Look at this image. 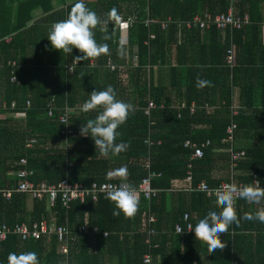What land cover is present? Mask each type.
I'll return each mask as SVG.
<instances>
[{
  "label": "trees",
  "instance_id": "trees-1",
  "mask_svg": "<svg viewBox=\"0 0 264 264\" xmlns=\"http://www.w3.org/2000/svg\"><path fill=\"white\" fill-rule=\"evenodd\" d=\"M101 1H104L102 5L106 4V7L110 9L116 8L117 15L120 13V0ZM128 1L134 5L133 9L130 8L129 14L134 15L136 21L129 28L127 50L132 57L134 48L138 49V64L128 68L130 71L128 85H123L120 81L121 68L115 69L116 71L96 68L105 73V82L96 85L90 82L89 73L92 69L89 66L92 59L98 66L104 67L109 57L117 61L123 56L121 51L124 47L120 44L119 32H115L113 26V21L116 19H110L108 15L102 17L108 23L107 30L103 32L100 25L93 30L96 42L107 45V53L79 60V65L72 75H69L66 65L81 53L74 48L70 54L65 55L59 50L53 48L48 50L47 48L46 51L53 59L52 63L48 64L55 68L54 74L50 73L49 69H45L46 75L42 79L27 80L26 75L29 73H26L27 71L23 68L17 72V67L15 73L21 81L19 84L12 82L14 69L8 65V62H20L19 58L24 57L27 50L16 48L14 39L10 42L5 40V37L10 35L14 29L5 28L9 19L0 14V86L2 88L0 97L6 101L7 106H11L14 102L16 109H27L28 122L39 126L37 127L39 134L31 135L37 138L36 143L26 148V141L23 138L21 142L14 144L15 151L4 154L13 143L7 138L10 133H8L9 129L0 125V178L2 172L8 169L16 170L20 159L26 158V168L35 172L33 180L36 183L45 181L47 184H53L66 176L69 177L70 182L81 180L80 182H85L86 185L94 181H109L104 174H99L106 173L110 169L109 160H96L97 152L75 151L66 147L57 148L51 152L52 150L42 146L41 135L46 133L47 138L50 137L54 143H57L58 137L62 136L65 128V124L60 121L65 108L67 106L76 107L79 103H83L93 89L98 91L107 85H112L116 97L131 103L132 106H145L149 99L154 100L156 104L150 116H146L142 110L132 111L117 131L124 135L129 146V150L124 154L137 158L127 166L128 181L136 187L142 178L148 175L149 171L145 168L143 160L149 154L150 170L157 173L152 177L151 183L160 192L158 196L149 201L141 198L135 214L131 217H125L122 213L114 216L112 214L114 205L103 197L96 202L92 201L91 197H87L85 202H73L68 208L58 200L51 206V212L55 216V225H68L73 233H77L78 228L84 225L89 228L97 226L101 232H107V236L98 235L94 243L92 236L81 234L75 241L69 243L68 253L64 255L60 251V244L55 235L50 238L44 236L40 239L21 240L18 235L11 234L6 240L0 241V264H7L9 252L23 251H35L39 264H107L108 255L112 253H116L120 264H144L143 256L148 252L154 256L160 254L163 259H170L169 264H175L177 260H181V264H187L184 263V257L181 256L180 251L168 252L167 243L172 238L171 235L169 236V231L171 233L175 229V223L183 217L185 210L201 217L208 209L217 207L215 199L207 198L201 192H192L188 195L187 203L180 202L181 205L177 210L167 211V192L175 186V180L186 177L192 153L191 149L184 147L187 139L196 143L208 139L212 142L205 149L204 156L193 161V185L196 186L204 180L214 186L222 181L211 180L208 176L209 168L214 165L216 150L227 146L226 143L225 145L222 143V140L227 136L226 130L232 119L229 109L233 92L231 75L234 77V85L241 83L239 79L242 80L243 73L251 71V57L255 56L258 51L264 52L260 25L262 21L261 0L235 2L239 14L249 13L250 16L251 23L242 29L232 32L226 30L222 31L223 33L215 27L204 31L183 29L184 38L178 44L179 62L169 68L172 79L169 86L177 87L184 94L186 105L181 109L172 107V100L166 95V90L170 87L164 85L161 80H154L156 69L170 62L169 47L177 42L179 32L176 23H171L163 29L161 20L168 17L173 20H189L202 11L213 14L227 12L230 0ZM148 4L150 16H148ZM148 18L151 19L150 23L145 21ZM151 34L153 37H150ZM105 36L108 39L105 40ZM232 43L235 46L236 67L231 71L229 64L226 63V55ZM60 55L65 56L64 62L58 61ZM260 72L264 70L253 73L259 76ZM197 77L209 81L210 84L197 87ZM258 81L251 76L247 84L242 83L238 86L242 109L235 118L237 123L235 137L243 135L246 129H251L254 133L252 137L256 138V141L244 149L247 159L239 166L246 172H258L260 177H264V126H261L262 121L259 118V115L264 113V100L262 110H258L259 106L252 101L253 93L259 85ZM213 91L218 93L219 102L226 101V107H216L213 110L197 108L194 112L190 111L192 102L202 106L206 103L213 105L211 97ZM28 99L31 104L29 108H25ZM161 103H165L163 107ZM50 108L53 109L51 116L48 115ZM95 115V110L88 113L81 112L82 119L78 120L76 116H71L69 121L76 133H79L82 121L84 124L87 119ZM2 131L8 134L3 137ZM149 135L154 141L150 147L145 143ZM68 161H73L74 164L67 166ZM11 165L14 166L11 167ZM251 173L243 174L239 179L246 184H251ZM79 174H84L85 177L80 178ZM2 189L0 185V224L5 223L12 226L15 223L26 221L27 218L23 213L28 195L13 192L7 197ZM46 207L47 203L44 200H35L33 217L29 224L44 218L51 221V216H47ZM258 207H264V200L251 206L245 203L244 208L237 211V216L239 217L244 212L254 211ZM149 213L156 215L157 222L156 225L151 224L156 234L152 238V244L148 246L145 240L150 226L147 223ZM140 229L142 230L138 231ZM183 237L188 247L187 251L193 249L194 255L190 256L191 263L197 261V263L205 264V261L204 263L201 261L207 249L204 247L205 243L197 241L194 233L185 234ZM181 238L182 235L178 234L172 238V242L180 244ZM220 238L225 242V246L214 253H208L209 263L264 264V224L256 220H241L239 224L230 225L227 234L223 236L220 234ZM93 243L96 251L93 250ZM191 246L194 247L191 248ZM176 256H181V259Z\"/></svg>",
  "mask_w": 264,
  "mask_h": 264
},
{
  "label": "crops",
  "instance_id": "crops-1",
  "mask_svg": "<svg viewBox=\"0 0 264 264\" xmlns=\"http://www.w3.org/2000/svg\"><path fill=\"white\" fill-rule=\"evenodd\" d=\"M73 2H74V0H0V14L4 18L9 19V22L6 24L5 28L6 29H11V28L14 29V31L10 35H7L5 37V40L7 42H10L12 39H14L15 40L14 43L16 45V48H18V49H24L25 48L27 50L24 57L19 58L20 62H18V63L16 62L18 64L17 72H18V70L21 71V69L23 68L24 70L27 71L26 73H29L26 75L27 80H35L37 78L42 79L46 75L45 69H49V72L52 74L55 73V68H53L52 65L49 66V64H48V63H52L51 60H53V59L49 55V52L46 51L47 48H48V50H50V48H51L50 43H49L46 35L48 33L50 25L53 22L66 18L68 12L70 11L69 6ZM103 2L104 1H101V0H85L86 6L89 9L93 10L97 14V16L100 20V23L98 25H100L102 31L104 32L107 30L108 23L106 20L102 19V17L108 14L110 8L106 7L105 3H104L105 5H102ZM119 2L121 5V11L118 14V17H119V15L122 14V15H124L125 18L131 17L136 21L135 16L129 14L130 8L133 9L134 5L131 4V2L128 0H120ZM114 9H116V8H114ZM236 11L239 13L237 8H236ZM260 13L262 15V21L260 22V25L262 27V32H261V34H262L261 38L262 39H261V41L264 44V0H261ZM245 14L249 15V13H245ZM148 16H150L149 4H148ZM168 18H171V17H168ZM168 18H166L165 20H161V22L166 21ZM145 21L147 23H150L151 19L148 18ZM175 21L182 22V21H186V20L176 19ZM176 25L178 26L179 32L177 35V42L172 44L171 47H169V55L168 56H169L170 62H168V64L163 66L162 68H159V69L157 68L156 74L154 77V80H156V81L161 80L162 83L164 85H167V86H169L170 82L172 81L169 68H170V66L176 65L179 62L178 44H180V42H182L183 38H184L183 29L185 27L183 25H179V24H176ZM113 26H114V31L119 32L120 44L124 47L123 50L121 51V54H123V56H122V58L118 59L117 61L114 60L112 57H109L107 59L105 65H104V67L98 66V64L92 59L90 61V66H89L92 69L91 73H89L90 82L92 84L96 85V84L105 82V79H106L105 73L101 70L96 69V68L108 70L110 68L107 67V62H112L115 65L116 69L117 68L122 69V73L119 75L120 81H122L123 85L124 84L128 85L129 84L128 81L130 80V71L128 68L130 66L135 67L138 64V49H137V47L134 48V51L132 52V57L129 55L128 50H127L129 28L130 27L127 29H124V30H120L118 19L113 21ZM163 29H166V28H163ZM150 37H153V35L151 34ZM58 58H60V59H58L59 62H62V61L64 62V60H65L64 55H60ZM251 58H252L251 71L249 73L248 72L243 73L242 80L240 81V79H239V82H241V83H238V85H234V77L231 75V81H232L231 85H232L233 92H232V103L229 105L230 112H231V106H239L240 107L239 110L242 109V106L240 105V87H238V86L242 83H244V85L247 84L251 80V76L255 80L256 79L259 80L258 81L259 85H258V87H256V89L253 93L254 97H252V101H254L256 103V105L259 106V108H257L258 110H262V108H263L262 101L264 100V72H260L259 76H256L255 74L259 70L260 71L264 70V52L258 51L256 53V55L252 56ZM0 66H1V64H0ZM235 67H236V64L234 67H230L231 71ZM66 69H67V67H66ZM94 69H96L97 72ZM111 71H116V70H111ZM252 71L255 72V74ZM67 73L69 75L70 74L72 75V73H69L68 70H67ZM253 74H254V76H253ZM17 77H18V75H17ZM18 79H19V77H18ZM155 83L158 84V82H155ZM1 93H2V88L0 86V94ZM126 94H127V92H126ZM166 95H167V97L169 96L171 98L172 107H174L176 109H181V108L185 107L186 104L184 101V94L177 87H170L169 90H166ZM211 97H212L213 105L209 104V103H206V104L210 105L212 107V110L216 107L218 108V107H226L227 106L226 105L227 103L225 100H222L221 102H219V95L216 91L212 92ZM149 100L154 102V100H152V99H149ZM149 100L145 106H142V107L133 106L132 111L142 110L146 116H150L152 109H155V108L151 109L150 114L146 113V109L148 107ZM27 101H30V100L28 99ZM27 101H26V105H25L26 107L25 108H29V106H30V105L29 106L27 105ZM13 103L11 106H7L6 101H4L2 99V97H0V125L9 129L8 133L10 132L8 134L7 132L2 131V136L4 137L8 134L7 138L9 139V141L11 143H13V145L11 147H9L7 150H5L4 154H8L10 151H15L16 147L14 144L21 142L23 140V138H25V141H26L25 147L28 148L27 147L28 140L34 139L37 142V140H36L37 138L35 139V137L31 136V135L34 133L39 134V129H37V127H39V126H37V124H33V123L28 122L27 109L26 110L16 109L15 108L16 104L13 105ZM81 104L82 103H79L76 107L67 106L65 108L64 112L69 113V120H70L71 116H76L78 120L82 119L80 117L81 116V111H80V105ZM164 104L165 103H161V107H163ZM192 104L196 105V109L197 108H205L204 106L206 105V104H204L203 106L198 105L195 102H192L191 105ZM191 105H190V107H191ZM206 110H208V109H206ZM259 112H261V111H259ZM236 117L237 116H235V118ZM231 118H233L232 112H231ZM259 118L262 121V122H260L261 126L262 125L264 126V123H263L264 122V113H261L259 115ZM69 120H68V126L70 129H72V133L66 135L63 131V133L61 134L62 136L58 137L57 143H54L53 140L50 139V137H48V138L46 137V135H45L46 133L45 134L43 133L41 135V140L43 141V142H41L42 146H46L45 148L48 150H52L51 152H53L57 148H63V147H66L68 149H72L75 151L87 150V151L96 152L92 139L89 136L82 135L80 132L76 133L75 129L71 126ZM81 125H83V121H82ZM64 129H66V126ZM242 134L243 135L239 136L238 138L235 137V146L237 148L245 149V148L249 147L253 142L256 141V138L254 139L252 137L254 133L251 132V129L244 130V132ZM7 138H6V140H7ZM54 139H56V138L54 137ZM147 140H150L151 144H149ZM115 142L116 143L124 142V144L126 146H125L123 152L121 151L117 155H114V156L109 155L108 157H101L98 155V157H96V160H100V159L109 160V163L111 165L110 169H108V171H106V173H99V174H104V176H106L107 179L109 181H112V182H119L120 181V182H125V183H131V181H128L127 166L132 161H136L137 158L136 157H128L127 155L124 154L127 150H129V146L126 143V138L124 137V135L120 134L116 138ZM160 142L161 141H159V143ZM145 143L149 147L153 145L154 141L151 139L150 135L147 136V138L145 139ZM222 143H224L223 140H222ZM224 145H225V143H224ZM227 148H228V146H226L225 148H222L220 150H216L214 165L212 168H209L210 172H209L208 176L211 178V180L214 179V181H216V180L221 181V180H227L230 178L231 169H230V162H229L228 154L226 152ZM143 161H144L143 163H144L145 168L147 170H149L147 168L148 162L150 165L149 154H147V157ZM72 164H74L73 161L67 162V166H71ZM5 165L8 166L7 164H5ZM122 165L126 166V172H127L126 177H123V178L118 175V170ZM239 165L236 168V176L238 178L243 176V174L246 175V174L251 173V172L249 173V172H246L245 170L241 169ZM12 166H14V165H11V167ZM9 168H10V166H9ZM187 171H188V169H187ZM80 175L81 174H79V176ZM66 177L69 179L68 176H66ZM84 177H85L84 174L80 176V178H84ZM184 179L175 180L174 181L175 186L171 190H168L167 202H166L167 211H172L173 209L177 210V208L181 205L180 202L187 203V200H188L187 198H189L188 195H189V193H192V192L182 191L181 189H179V188H182L183 185L185 184ZM80 181H74V182L85 184V182H80ZM42 182H45V181H42ZM96 182H100V181H96ZM102 182H108V181H102ZM0 185L3 188L2 189L3 192H7V191L17 187L18 178L16 177L14 169L13 170L8 169V170H6V172L1 173ZM206 197L210 198L208 196H206ZM210 199H215V198L212 197ZM34 202H35V199H33L31 196L28 195L27 200H26V206H25L24 213H23L24 216L27 218V220L24 222H20V223H26L29 225L31 218L33 217L32 213H33V209H34ZM245 203L248 204L249 206L254 205V204H250L246 201L237 202L236 204H234V208H235L236 212L238 210H242L244 208ZM185 208H187V207L185 206ZM46 210L48 212L47 216L48 217L51 216V221L46 219V218H44V219H46L48 222L55 223V220H54L55 216H54V213L51 212V207L47 205ZM184 214H188V221H190L192 224H194L196 222V219L200 218L199 215L192 214L188 210H185ZM150 216L153 217L155 220L150 221V218H149ZM156 222H157L156 215L149 213V215L147 217V223L150 225L149 229L153 228V227H151V224L156 225ZM178 222L185 224L184 215ZM141 230L142 229H140L138 231H141ZM171 233L169 231V236L171 235L172 238H174L176 235L179 234V233L175 232V229L173 231H171ZM192 233L193 232L185 233V234H192ZM155 234L151 236L147 232V238L145 240V244H147L148 246L151 245L152 244V238L155 236ZM185 234H179V235H182L180 244L176 243L175 241L172 242V238H171V240L167 243L168 252L169 251L170 252L175 251V250L177 252L180 251V253L182 254L181 256L184 257V263L200 264V262L197 263V261H193V263H191V257L190 256L194 255L192 252L193 249H191V250L189 249V251H187L188 247L185 244L184 237H183ZM226 234H227V232L221 233L222 236L226 235ZM78 236H79V234L77 235V237ZM97 236L98 235L92 236L93 240ZM103 237H105V236H103ZM94 243H95V240H94ZM204 245H205L204 247L206 248L207 245L206 244H204ZM193 247L194 246H191V248H193ZM93 250L96 251L95 244H94ZM209 254L207 253V249H206V253L201 257V261H203V263L205 261V264H211V263H209V261H210L209 260V256H210ZM64 255H66V254H64ZM146 256L151 257L150 263L145 262ZM181 256H176V257L177 258L179 257V259H181L180 258ZM187 256H189V257H187ZM176 257H175V259H176ZM169 260L170 259H168V258L163 259L162 255H160V254L157 256H154L151 252H148V253L144 254V256H143V263L144 264H163V263L169 264L170 263ZM107 264H120L119 258L116 255V253H112V254L108 255ZM175 264H181V260H177V262H175Z\"/></svg>",
  "mask_w": 264,
  "mask_h": 264
},
{
  "label": "clouds",
  "instance_id": "clouds-1",
  "mask_svg": "<svg viewBox=\"0 0 264 264\" xmlns=\"http://www.w3.org/2000/svg\"><path fill=\"white\" fill-rule=\"evenodd\" d=\"M107 15L110 19H118L114 8L110 9ZM99 23L97 14L86 6L85 0H74L66 18L53 22L46 37L51 48L63 54H70L74 48L78 50L81 55L74 57L76 61L94 58L108 51L106 44H98L94 38L93 30ZM104 39L108 37L105 36ZM205 84H210V82L197 77V87ZM92 110L96 111V115L81 125L80 133L92 139L99 156L108 157L119 154L126 145L124 142H115L120 135L117 129L132 112V104L118 99L113 86L107 85L98 91L93 89L80 105V111L83 113ZM118 175L122 178L126 177V166L122 165L119 168ZM237 192L238 198L250 204H259L261 200H264V187L258 180L254 184H245L238 189L232 185H224L215 189L217 207L208 209L189 228L197 241L207 245V253H214L224 248L225 242L220 238V234L227 232L230 225L239 224L241 220H256L264 224V207H258L254 211L244 212L239 217L237 216L234 208ZM106 199L114 205L112 210L114 216L121 213L125 217L133 216L139 203L135 187L131 183L124 182L109 190ZM7 264H39V260L35 251L9 252Z\"/></svg>",
  "mask_w": 264,
  "mask_h": 264
},
{
  "label": "built area",
  "instance_id": "built-area-1",
  "mask_svg": "<svg viewBox=\"0 0 264 264\" xmlns=\"http://www.w3.org/2000/svg\"><path fill=\"white\" fill-rule=\"evenodd\" d=\"M238 0H230V6L227 12H219L213 14L212 12L203 11L193 16V18L186 21H175L171 18H168L166 21L161 22L162 28H167L169 24L176 23L179 25H183L187 29H199V30H208L212 27L219 29L220 31L230 30V32L238 29H242L245 25L250 24V16L248 14H239L236 11L235 2ZM119 29L124 30L131 27L135 20L131 17L125 18L124 15H119L118 17ZM226 62L230 67L235 66V46L232 43L231 46L227 50ZM14 71L12 72L11 81L20 83L15 70L18 67V64L15 61H10L8 63ZM79 65V62L72 58V62L67 64V70L69 73H73L75 68ZM107 67L110 70H115L116 67L112 62H107ZM31 104L30 101H27V105ZM13 105H15L13 103ZM155 102L149 100L148 107L146 109V113L150 114L152 108H155ZM206 109L210 110L212 107L210 105L204 106ZM196 109V105L192 104L190 107L191 112H194ZM239 106H231L232 119L231 123L227 127V136L223 139V142L227 144L228 148L226 152L228 154L231 176L227 180H222L219 184L211 186L205 181H201L196 186L193 185V161L200 159L204 156L205 149L212 144L211 140L208 139L201 143L193 142L190 139H187L184 142V147L192 150L190 156V162L188 164L187 175L184 179V185L181 189L182 191L187 192H201L210 198H215L214 190L224 186V185H232L237 189L245 185L246 183L243 180H240L236 176V168L237 166L247 159L246 151L244 149H237L235 146V130L237 128V123L235 121V116L239 114ZM53 109L50 108L48 111V115H52ZM69 113L64 112V114L60 117V121L63 122L66 126L64 129V133L70 134L72 133V129L68 126ZM149 144H151L150 140H147ZM36 141L34 139H30L27 142V147H31ZM19 167L15 170L16 177L18 178V185L16 188L11 189L6 192L7 197L11 196L13 192L25 193L31 196L35 200H44L48 206H53L58 200L62 203L63 206L69 207L73 202H85L87 197H91L92 201H97L100 197L106 198V194L109 190H111L114 186H118L121 182H93L90 185H85L83 183H75L70 182L67 177L58 181L57 183L47 184L46 182H38L36 183L33 180V176L35 172L31 169L26 168L27 159L21 158L19 161ZM147 168L149 169V173L147 176L142 178L139 184L135 187L139 200L141 198H145L148 201L153 197L158 196L160 190L154 188L151 183L152 177L156 176L157 173L150 170L149 162L147 163ZM160 176V174H158ZM251 184L256 183V180L259 181L262 187H264V177H260L258 172L251 173ZM125 183V182H124ZM236 199L234 200V204L237 202L244 201L243 199L238 198V192L235 194ZM150 221H154L153 217H149ZM185 224L181 222H177L174 226L175 232L179 234L191 233L192 230L189 229L193 224L188 221V214H184ZM181 231V232H180ZM149 235H154L156 233L154 228L148 230ZM15 234L18 235L21 240H29V239H40L42 237L50 238L52 235L57 236L60 251L63 254L68 253V245L70 242L75 241L77 235L79 234H90L91 236H96L102 234L103 236H107V232H101L97 226L89 228L84 225L81 226L77 233H73L72 229L68 225L57 226L55 223L48 222L46 219H42L40 221L32 222L31 224L26 223H16L13 226L2 223L0 224V241H4L8 238L9 235ZM146 263L151 262V257L146 256ZM237 264V263H235Z\"/></svg>",
  "mask_w": 264,
  "mask_h": 264
},
{
  "label": "water",
  "instance_id": "water-1",
  "mask_svg": "<svg viewBox=\"0 0 264 264\" xmlns=\"http://www.w3.org/2000/svg\"><path fill=\"white\" fill-rule=\"evenodd\" d=\"M150 7V6H149Z\"/></svg>",
  "mask_w": 264,
  "mask_h": 264
}]
</instances>
